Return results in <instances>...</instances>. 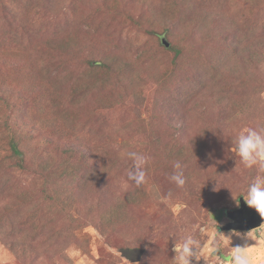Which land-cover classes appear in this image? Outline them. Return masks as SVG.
Listing matches in <instances>:
<instances>
[{"label":"rangeland","instance_id":"obj_1","mask_svg":"<svg viewBox=\"0 0 264 264\" xmlns=\"http://www.w3.org/2000/svg\"><path fill=\"white\" fill-rule=\"evenodd\" d=\"M256 126L264 0H0V264H173L171 233L210 247L216 224L261 249L264 221L221 229L259 174L233 151ZM129 151L150 157L140 187ZM215 239L198 264L245 244Z\"/></svg>","mask_w":264,"mask_h":264},{"label":"clouds","instance_id":"obj_2","mask_svg":"<svg viewBox=\"0 0 264 264\" xmlns=\"http://www.w3.org/2000/svg\"><path fill=\"white\" fill-rule=\"evenodd\" d=\"M233 151L239 157L240 163L244 168L249 170L256 169L259 173L248 184L243 199L245 204L250 209H254L262 218L264 217V127H248L239 132L235 137ZM125 156L132 161V168L127 173V180L136 187L142 186L146 182L145 169L150 157L136 151L126 152ZM174 168L176 171L171 175L170 180L175 183L178 189L183 190L186 185V179L182 165L176 162ZM171 197L172 193H168L166 198L170 199ZM218 227L219 225L216 224L212 230L213 241L210 242V247L204 245L195 233L182 236H178L175 232L171 233L168 240L172 238L174 243L173 264H198L201 260L205 262L208 256L218 253L220 244L216 241L215 237L219 234H223L226 241H230L231 236H240L245 239L244 245L233 247L229 264H264V247L261 249L247 247V240H249L248 232L241 234L231 231L225 235L218 232ZM137 241L135 240V243ZM130 242H132L131 238ZM252 253H256V255L253 256Z\"/></svg>","mask_w":264,"mask_h":264},{"label":"water","instance_id":"obj_3","mask_svg":"<svg viewBox=\"0 0 264 264\" xmlns=\"http://www.w3.org/2000/svg\"><path fill=\"white\" fill-rule=\"evenodd\" d=\"M162 43L168 46L169 43L162 38ZM227 217L230 219L221 227L222 230H250L257 228L264 221V217H260L254 210L250 209L241 199L239 207L232 210H227Z\"/></svg>","mask_w":264,"mask_h":264},{"label":"trees","instance_id":"obj_4","mask_svg":"<svg viewBox=\"0 0 264 264\" xmlns=\"http://www.w3.org/2000/svg\"><path fill=\"white\" fill-rule=\"evenodd\" d=\"M177 53H179L178 49H176V54ZM97 65H99V64H97ZM21 155H22V153L17 146V142H15L14 140L11 139L9 142V145H8V158L15 161L14 167H16L18 169H24L25 168V166L22 165L23 159H22ZM239 203H240V201H239Z\"/></svg>","mask_w":264,"mask_h":264}]
</instances>
